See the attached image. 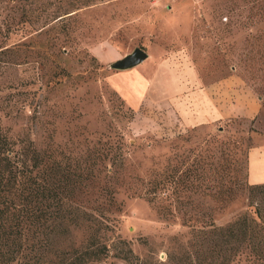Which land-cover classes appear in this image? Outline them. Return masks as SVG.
<instances>
[{"label":"rangeland","instance_id":"374dc122","mask_svg":"<svg viewBox=\"0 0 264 264\" xmlns=\"http://www.w3.org/2000/svg\"><path fill=\"white\" fill-rule=\"evenodd\" d=\"M136 48L144 62L111 68ZM184 64L209 81L234 71L261 115L180 127L155 89L179 95ZM0 127L74 188L73 222L30 241L43 264L103 245L88 264H264V230L210 233L264 221L246 177L264 143V0H0Z\"/></svg>","mask_w":264,"mask_h":264},{"label":"trees","instance_id":"16d2710c","mask_svg":"<svg viewBox=\"0 0 264 264\" xmlns=\"http://www.w3.org/2000/svg\"><path fill=\"white\" fill-rule=\"evenodd\" d=\"M44 166L43 157L34 151L31 143L15 141L0 127L1 264H43L42 253L33 247L38 245L30 241L40 237L48 241L63 224L73 222L71 215H63L60 211L66 206L65 199L74 188L66 180L60 184L49 183ZM77 178L82 176L79 174ZM250 189L262 192L264 184L251 186ZM54 207L60 214L48 211ZM260 230H264V221L257 215L256 220L244 217L226 227H215L210 233ZM92 247L87 246L84 252L77 254L78 257L74 251L70 252L67 254L71 256L70 261L65 264L97 262L107 253L104 245L96 249Z\"/></svg>","mask_w":264,"mask_h":264},{"label":"crops","instance_id":"0c3cea01","mask_svg":"<svg viewBox=\"0 0 264 264\" xmlns=\"http://www.w3.org/2000/svg\"><path fill=\"white\" fill-rule=\"evenodd\" d=\"M170 57L163 60L167 67ZM181 68L176 73L172 71L179 95H167L169 86L164 80L158 81L155 89L157 105L165 110L169 107L180 127L216 126L236 119L249 122L261 115L263 106L259 97L234 71L222 79L209 81L210 77L187 64ZM246 162L248 184H264V143L248 151Z\"/></svg>","mask_w":264,"mask_h":264},{"label":"water","instance_id":"95a60500","mask_svg":"<svg viewBox=\"0 0 264 264\" xmlns=\"http://www.w3.org/2000/svg\"><path fill=\"white\" fill-rule=\"evenodd\" d=\"M147 58L148 56L143 49L136 48V50L132 53L124 56L121 60H118L111 64V68L118 71L135 68L142 62H144Z\"/></svg>","mask_w":264,"mask_h":264}]
</instances>
